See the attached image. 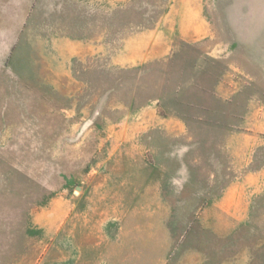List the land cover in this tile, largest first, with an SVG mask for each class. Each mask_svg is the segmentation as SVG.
<instances>
[{
  "label": "rangeland",
  "instance_id": "rangeland-1",
  "mask_svg": "<svg viewBox=\"0 0 264 264\" xmlns=\"http://www.w3.org/2000/svg\"><path fill=\"white\" fill-rule=\"evenodd\" d=\"M43 251L264 264V0H0V264Z\"/></svg>",
  "mask_w": 264,
  "mask_h": 264
},
{
  "label": "crops",
  "instance_id": "crops-1",
  "mask_svg": "<svg viewBox=\"0 0 264 264\" xmlns=\"http://www.w3.org/2000/svg\"><path fill=\"white\" fill-rule=\"evenodd\" d=\"M72 205L69 206L68 209H66L69 213H71L72 211ZM65 211V210H64ZM69 213H65L62 215L61 217V214L59 215V221L57 222L56 224V230H62L66 223L68 222V218L67 216H69ZM57 218V214L54 215V219ZM53 255V256H52ZM57 254H53L52 252H49V251H43L41 254H40V257H39V261H38V264H46L45 260L46 259H51V258H55ZM83 255V256H82ZM86 254H80L77 256L76 254L74 256H72V258H75V259H78V258H86ZM68 264H78L77 263V260H75L74 262H69Z\"/></svg>",
  "mask_w": 264,
  "mask_h": 264
},
{
  "label": "clouds",
  "instance_id": "clouds-1",
  "mask_svg": "<svg viewBox=\"0 0 264 264\" xmlns=\"http://www.w3.org/2000/svg\"><path fill=\"white\" fill-rule=\"evenodd\" d=\"M186 150V149H185Z\"/></svg>",
  "mask_w": 264,
  "mask_h": 264
}]
</instances>
